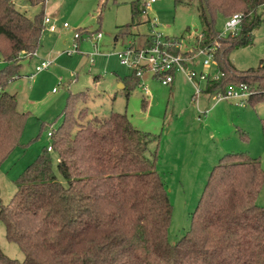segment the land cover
Masks as SVG:
<instances>
[{"label":"trees","instance_id":"trees-1","mask_svg":"<svg viewBox=\"0 0 264 264\" xmlns=\"http://www.w3.org/2000/svg\"><path fill=\"white\" fill-rule=\"evenodd\" d=\"M191 1L203 27L198 45L214 48L213 60L222 72L204 91L244 83L251 91L247 103L263 102L264 60L238 70L229 53L252 43L264 0L174 3ZM141 12L133 1L122 34L139 24ZM237 12L243 16L237 33L219 36L218 15ZM43 13L29 18L10 0H0V162L18 144L26 115L16 107V94L5 87L22 77L21 60L39 46ZM122 81L129 91L138 78L131 74ZM77 94L68 96L64 120L50 136L63 182L46 148L18 177L9 203L0 201L5 238L24 255L19 261L0 250V264H264V207L256 203L264 170L257 158L224 154L207 176L189 229L170 242L172 203L156 171V155L148 153L151 134L134 127L125 113L86 119L87 107L73 105L81 98ZM261 126L264 132V116Z\"/></svg>","mask_w":264,"mask_h":264},{"label":"rangeland","instance_id":"rangeland-1","mask_svg":"<svg viewBox=\"0 0 264 264\" xmlns=\"http://www.w3.org/2000/svg\"><path fill=\"white\" fill-rule=\"evenodd\" d=\"M10 1L29 18L43 10V16L49 15L51 22L43 24L35 55L21 60L20 73L25 76L11 80L5 87L10 93L16 92V107L26 115L18 144L0 162L2 204L9 203L16 190L15 182L27 165L51 146L49 133L62 124L67 98L76 93L81 98L73 105L75 109L87 107L86 119L91 115L125 113L134 127L151 134L148 153L156 155L155 168L172 203L167 230L170 242H176L189 229L207 176L224 154L245 153L257 158L264 170V101L250 105L233 98L216 100L212 93L204 91L203 82L199 83L203 91L196 96L194 84L181 73L176 74L173 91L156 80L149 81V73H145L143 79L150 92L147 96L138 85L128 91L117 83V78L131 75V71L119 62L116 52L148 34L149 20L156 19V30L178 39L182 49L198 45L203 27L195 1L175 4L174 0H156L145 8L146 12L144 0H43L35 4ZM133 1L142 9L136 18L139 24L122 34L120 26L131 21ZM257 14L260 23L252 31V43L229 53L238 70L256 67L264 60V4ZM226 19L218 15V32L224 30ZM50 24L56 28L53 33L48 31ZM96 29L102 38L95 48L88 32ZM76 33L80 34L77 42ZM114 37L118 39L115 46ZM202 57L186 66L199 73L204 68ZM43 59L50 60L51 66L36 72V65ZM208 70L211 75L218 71L214 64ZM193 82L198 84V79ZM48 153L53 171L63 182L56 168L57 154L53 150ZM256 203L264 207V182ZM0 250L12 259L20 261L24 257L19 246L5 238L1 221Z\"/></svg>","mask_w":264,"mask_h":264},{"label":"built area","instance_id":"built-area-1","mask_svg":"<svg viewBox=\"0 0 264 264\" xmlns=\"http://www.w3.org/2000/svg\"><path fill=\"white\" fill-rule=\"evenodd\" d=\"M156 0H144L143 1V12H146L145 8L151 6ZM243 19L242 13L237 12L228 17L224 23V30L219 32V36H225L227 34L234 35L240 28L241 21ZM50 18L44 16L43 24L50 23ZM66 26V23L63 24ZM150 31L144 35L137 43H128L123 45L122 49L116 52L119 62L130 69L131 74L138 78L137 85L141 88L144 95H149L148 83L143 79L145 73H149L152 80L158 81L164 86H170L174 80L176 73H181L195 86V95H199L203 91L199 83L203 82L204 90L207 83L216 81L222 75V72L217 71L216 74H210L211 65L215 62L213 60L214 48L208 46H194L190 48L180 47L179 40L173 37L164 35L162 32L156 30L158 26L156 19L149 20ZM48 31H55L54 24L48 26ZM88 32V31H85ZM91 35V41L93 46L96 48L99 41L102 38L100 31L88 32ZM76 42L80 38V34H75ZM202 38V34L198 35V41ZM28 55H35V51ZM203 56L201 64L205 70L199 73L193 69H189L186 63L191 64L194 59ZM51 64L50 60L43 59L35 67V71L39 72L48 69ZM194 79H198V84L193 82ZM251 91L247 85L241 84H229L223 91L212 93L216 100L224 99H236L239 103L244 104L248 99ZM52 132L49 133L51 136ZM51 150V146L47 147Z\"/></svg>","mask_w":264,"mask_h":264},{"label":"crops","instance_id":"crops-1","mask_svg":"<svg viewBox=\"0 0 264 264\" xmlns=\"http://www.w3.org/2000/svg\"><path fill=\"white\" fill-rule=\"evenodd\" d=\"M45 16H47V17H49L50 18V16L49 15H45ZM50 20H51V18H50ZM51 22V21H50ZM65 23V22H64ZM63 23V24H64ZM56 29V28H55ZM93 31H99V29H96V30H93ZM54 32V31H53ZM53 32H49V33H53ZM142 37H140L139 39H141ZM117 37H114V41H113V45L115 46L116 45V42H117ZM197 44H198V40H197ZM31 57V56H30ZM29 57V58H30ZM50 66H51V64H50ZM49 66V67H50ZM202 70H204V68L202 69ZM176 74H178V73H176ZM176 74L174 75V80H173V82H172V84L169 86V88H171V90L173 91V85H174V82H175V78H176ZM23 75L24 74H22V77H23ZM126 76V75H125ZM95 77H98V76H94V78ZM17 79V78H16ZM148 79H150L149 81H151V77L149 76V78ZM95 80H97V79H95ZM117 80V83L119 84V87H122V88H124L125 87V85H124V83H123V81H122V79L121 78H117L116 79ZM146 81V80H145ZM147 82V81H146ZM148 83V82H147ZM15 94H16V92H14ZM263 117V116H262Z\"/></svg>","mask_w":264,"mask_h":264}]
</instances>
